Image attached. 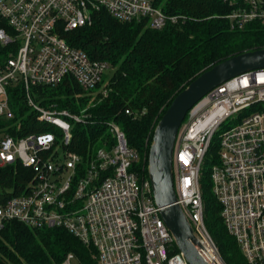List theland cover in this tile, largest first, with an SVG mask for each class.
Segmentation results:
<instances>
[{"label":"built area","instance_id":"built-area-1","mask_svg":"<svg viewBox=\"0 0 264 264\" xmlns=\"http://www.w3.org/2000/svg\"><path fill=\"white\" fill-rule=\"evenodd\" d=\"M222 1L229 7L224 18L230 29L264 24V0ZM162 4L0 0V18L9 28H0V48L9 46L0 62V117L13 120L16 130L0 135V166L18 163L29 171L24 187L0 197V230L10 221L31 229L63 228L94 249L97 264H189L160 216L150 180L135 169L140 154L120 127L107 122L110 141L83 165L71 148L72 130L86 123L88 114L45 108L31 95L32 87L55 86L67 77L96 93L105 71L112 70L109 63L71 46L65 34L90 25L101 10L118 21L145 20L156 30L179 22L180 16L166 13ZM18 85L36 120L35 130L22 135L26 116L16 118L8 93V87ZM98 91L106 93L105 83ZM226 121L232 124L225 126ZM215 135L218 163L211 168V190L223 225L248 264H264V68L234 76L206 93L187 112L176 136V203L201 245L198 255L208 264V254L218 258V249L205 224L200 172ZM74 259L70 253L64 264Z\"/></svg>","mask_w":264,"mask_h":264},{"label":"trees","instance_id":"trees-1","mask_svg":"<svg viewBox=\"0 0 264 264\" xmlns=\"http://www.w3.org/2000/svg\"><path fill=\"white\" fill-rule=\"evenodd\" d=\"M162 7L166 13L180 16V21L156 30L145 20L118 21L101 10L94 13L90 25L65 34L71 46L91 59L109 63L112 74L97 86L96 93L84 90L70 77L55 86L32 87L31 95L43 107L73 113L84 110L88 114L86 123L76 124L72 130L71 148L81 155L83 165L97 148L110 141L107 122H114L124 132L128 145L140 154L135 169L148 178L147 153L153 131L174 96L215 64L264 48V24L254 21L243 29H230L224 18L229 7L222 0H163ZM0 28L9 31L1 18ZM8 49L0 48V62ZM104 83L106 93L102 94L98 89ZM8 93L16 118L26 116L19 133L34 131L35 113L28 107L22 87L10 86ZM12 122L0 117V135L16 131ZM217 163L215 135L200 172L205 224L228 264H248L225 229L220 205L210 192V172ZM28 173L18 163L0 166L1 199L24 187ZM70 253L75 258L71 264H97L94 249L63 228L31 229L10 221L0 230V264H64Z\"/></svg>","mask_w":264,"mask_h":264},{"label":"water","instance_id":"water-1","mask_svg":"<svg viewBox=\"0 0 264 264\" xmlns=\"http://www.w3.org/2000/svg\"><path fill=\"white\" fill-rule=\"evenodd\" d=\"M264 68V48L231 56L199 74L174 96L158 120L147 153V175L160 216L189 264H208L197 249L201 247L192 227L176 203L172 156L178 130L190 108L206 93L244 72Z\"/></svg>","mask_w":264,"mask_h":264},{"label":"rangeland","instance_id":"rangeland-1","mask_svg":"<svg viewBox=\"0 0 264 264\" xmlns=\"http://www.w3.org/2000/svg\"><path fill=\"white\" fill-rule=\"evenodd\" d=\"M111 74H112V70H109V69H108L107 71H105V73H104V75H103V79H104V80L108 79L109 76H111ZM39 105H40V104H39ZM41 106H42V105H41ZM51 107H54V106H51ZM56 108H57V107H56ZM225 124H226L225 126H227V125H231L232 122H231V121H226ZM225 126H224V127H225ZM224 127H223V128H224ZM59 153H60V154H63V153H62V149H59ZM0 189H1V188H0ZM10 190H11V189H10ZM210 192L212 193V190H211V189H210ZM176 246H177V245H176ZM177 251H179L178 247H177ZM218 258H219V261L221 262V264H228L227 261L224 260L223 257H222V255L219 253V250H218Z\"/></svg>","mask_w":264,"mask_h":264},{"label":"bare ground","instance_id":"bare-ground-1","mask_svg":"<svg viewBox=\"0 0 264 264\" xmlns=\"http://www.w3.org/2000/svg\"><path fill=\"white\" fill-rule=\"evenodd\" d=\"M46 108V107H45ZM50 108V107H48ZM208 262L209 264H221V262L219 261V258L215 257L213 254H208Z\"/></svg>","mask_w":264,"mask_h":264}]
</instances>
